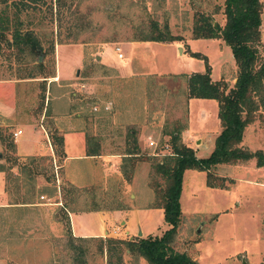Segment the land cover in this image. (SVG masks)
Segmentation results:
<instances>
[{
  "label": "rangeland",
  "instance_id": "rangeland-1",
  "mask_svg": "<svg viewBox=\"0 0 264 264\" xmlns=\"http://www.w3.org/2000/svg\"><path fill=\"white\" fill-rule=\"evenodd\" d=\"M27 1L23 6L20 0H0V12H7L13 26L18 18L23 32L39 38L44 68L38 66L40 57L20 55L12 49V36H8V47L4 43L0 51V80L20 81L34 76L37 79L32 81L38 82L31 86L0 85V99L5 103L12 100L21 113L7 124L10 126L0 117L2 134L15 143L16 122H27L28 117L40 120L48 96V82H41V78L55 79L60 62L79 81L90 75L87 81L93 85L92 93L82 91L80 95L81 113L86 121L94 123L88 134H100L103 126L105 136L98 137L101 142L106 139L110 152L128 153L136 145L141 156L136 172L134 165L123 158L118 167L122 176L116 172L109 184L97 180L93 187L76 188L52 158L18 157L20 144L15 143L13 150L2 145L0 264H150L129 253L125 245L105 241L160 239L170 229L164 210L155 208L161 203L160 189L165 188L166 179L154 169L161 158L152 156L158 145L161 155L170 152L165 147L170 141L166 133L180 128L183 143H191L198 158L207 159L215 150L222 131L218 102L192 99L189 104L185 76L206 73L209 67L213 80L224 78L229 87L233 86L237 65L230 46L219 39H193L202 16L213 17L216 26L225 25L224 0ZM218 7L223 9L218 12ZM159 32L182 38L184 45L189 40L185 54L179 55L172 43L141 42ZM117 48L123 59L118 57ZM258 51L264 56L263 44ZM106 52L107 61L116 66L113 70L102 69L96 61V56ZM122 68L132 77L120 75ZM260 122L264 126V121ZM131 129L137 131L138 142L129 136ZM25 130L22 140L28 134ZM251 133L246 134L245 142L253 150L261 148L264 152V132ZM62 162L57 157L58 165ZM224 165L211 171L212 181L222 186L217 191L207 187L206 172H185L180 199L182 223L173 247L199 264H244V260L247 264H264V166L259 167L256 159L232 167ZM123 178L130 184L129 190ZM85 193L95 195L94 203L85 202ZM25 202L28 204H20ZM130 205L151 209L141 217L137 214L132 228L118 223L120 234L113 237L74 238V223L81 232L91 234L98 231L101 218L74 212L69 222L68 211L83 212L93 206L130 210ZM138 230L141 237L125 235Z\"/></svg>",
  "mask_w": 264,
  "mask_h": 264
},
{
  "label": "trees",
  "instance_id": "trees-1",
  "mask_svg": "<svg viewBox=\"0 0 264 264\" xmlns=\"http://www.w3.org/2000/svg\"><path fill=\"white\" fill-rule=\"evenodd\" d=\"M9 1L1 0L2 3ZM20 1L23 6H25V2H28L27 0ZM29 1L37 3L39 0ZM222 9L218 7L217 11L220 12ZM5 14L7 12H0V51L3 49L4 43L8 47L10 42L8 36L11 34L13 40L11 48L15 49L20 55L29 54L40 57L38 66L43 69V47L39 38L32 32H23L21 24L18 23V18H15V26H13L10 16ZM263 14L264 4L261 0H224V16L226 19L224 26H216L212 20L213 17L207 15L202 16L201 20L197 22L193 39L223 40L232 49L238 68L237 81L231 87L225 80H213L209 67L206 73L185 76L189 101L191 99H205L218 102V116L222 131L216 139L215 150L207 159L198 158L195 150L183 143V131L180 128L166 133L165 135L169 137L170 141L165 147L169 148L170 152L161 155L158 152V145L154 149L152 156L161 158L155 164L154 169L166 179L165 188L160 189L161 203L155 208L164 210L165 220L170 229L160 239L139 238L133 241L108 239L105 241L106 243L109 245L112 243L125 245L129 253L137 254L141 258L147 259L150 264H199L188 253H179L173 247L182 223L180 199L185 172L187 170L206 172L208 187L222 189L221 185L212 181L213 175L211 171L213 169L223 164L231 165L239 162H249L253 159H256L259 167L264 166L263 151L252 152L242 147L246 129L260 119L258 116L263 115L262 118H264V114L261 113L264 112V56H261L258 51L263 40ZM12 26L13 30H11ZM183 41L182 38L171 36L169 33L164 34L163 32L141 40V42L157 43ZM49 77H42L41 82H48L47 78ZM32 79H37V77L29 76L23 80ZM45 99L46 96H44ZM137 135L138 133L135 129L130 130L129 136L133 137L136 142H138ZM91 138H88L90 145L92 143ZM51 139L56 156L59 158L64 157L63 138L55 132L51 134ZM0 141L8 149H15L14 141L5 137L1 131ZM88 152L97 153L98 151L92 147ZM89 156L94 155L90 154ZM140 156L136 145H134L133 150H129L126 153L125 161H129L134 165L135 172L139 161L137 158H140ZM129 181H131V178ZM74 238L78 240L88 239Z\"/></svg>",
  "mask_w": 264,
  "mask_h": 264
},
{
  "label": "crops",
  "instance_id": "crops-1",
  "mask_svg": "<svg viewBox=\"0 0 264 264\" xmlns=\"http://www.w3.org/2000/svg\"><path fill=\"white\" fill-rule=\"evenodd\" d=\"M261 2L264 4V1L261 0ZM262 33H263L262 44L264 45L263 25H262ZM183 42L172 43V46H175L177 51H179V55L181 56L185 54L186 52L185 45L188 46L189 40H187L185 45L183 44ZM135 43H140V42H135ZM146 43H157V42H146ZM180 48L182 49V51H180ZM107 57H108L107 52L104 54H100L96 56V61L101 66L102 69L113 70L114 68H116V66L110 64L107 61ZM83 59H85V57H83ZM67 70L68 69L63 68L62 64L58 62L55 79L49 80L47 83L48 96H47L46 108L43 110L40 120L36 119V121H34L33 119H30L27 116L28 117L27 122H21V120L16 122L18 128L14 131V133L20 130L22 131V134L15 141L16 145L18 144L21 145L20 147L18 146V149L16 150V155L22 158H34V157L52 158L54 162L57 164V168L64 172L65 178L70 182V184H72L76 188L93 187L96 184L94 183V181L97 180L99 181L101 180V182H104L105 185L109 184L110 180L112 179V176H115L114 174L116 172H119L118 174L122 176V172L120 170L118 171L119 169L118 167L122 159L126 157V153L122 154L119 152H110V149L106 148L107 146L106 139L104 138L103 142H101V139H99L98 137V136H102V137L105 136L103 135L105 134L103 126H101L100 128L101 135L99 133H92L91 135L88 134L89 131H91L92 126L94 127V123L86 121V119L82 115L83 113H81L80 107L82 106L81 103L83 102L82 101L83 99L80 98V95L82 94V91L86 92L85 94L92 93L93 85L87 81L90 75H85L84 78H81V81H79L78 79L74 78L72 71L68 72ZM123 70L124 68H122L119 71L120 75L124 74L122 76L125 78L132 77L131 75L129 76V74H125ZM237 73H238V68L235 74ZM76 76H78V73L75 75V77ZM220 80L227 81L224 78ZM220 80H215V81H220ZM236 81H237V75L234 77L233 86L236 83ZM34 82H38V81L0 80V85L14 83L18 86H21V84H23L24 86H31L33 85L32 83ZM52 85L54 90L53 88H51ZM62 88H67V89L62 90ZM69 91H71L72 93L71 96L69 95L70 94ZM50 96L52 98H50ZM84 98L87 99V97ZM191 101L192 99L189 101V104ZM108 107L111 108L110 105ZM18 113L21 114L18 110V105L14 104L12 100L9 101L8 103H5L4 100L0 99V117L3 118L6 125L13 122L16 115H18ZM261 113L264 114V112ZM23 115L25 114L23 113ZM46 118L49 121H45ZM260 121H264V118L259 119L253 125L249 126L244 134L242 146L248 147L249 150L252 152H256L261 148L260 149L257 148V150H253L252 146L249 147V145L245 142V136L247 133L249 134L251 132H252L251 134H255V135L258 132H264V126L263 124H261ZM96 122L100 123V125L101 124L104 125L103 121H96ZM106 124L109 123L106 122ZM25 129L28 130V134L26 139L22 140V137L25 135L26 132ZM55 132L59 136H61L64 140L65 156L62 157L63 162L61 165H58L57 163V156L51 139V134ZM190 133H192L191 129H190ZM93 136H96V140H92V143L90 145L88 143V137H93ZM200 143L201 141H199L197 148L200 147L199 145ZM1 147H2V143L0 142V148ZM92 147L94 150L96 149L98 152L89 153L88 150ZM189 147L193 148L191 143H189ZM195 150L197 151V149ZM90 154L94 156H89ZM252 164L254 165V163ZM224 166L232 167V165H224ZM220 167L223 166L221 165ZM3 176L4 175L2 174L1 178H4ZM124 184H125V189L127 188L129 190L130 184H128L126 181ZM208 188L216 191L218 190L217 188H210V187ZM94 197H95L94 194L89 195L88 193H85L82 198L85 200V202L94 203ZM2 203L3 202H0V204ZM131 206L132 209L130 210H128L129 208L128 209L118 208V209L110 210V209H104L101 207L93 206L92 210H88V211H83V212H76L74 210L68 211L69 219H70V215L74 212L78 214H83L82 216H89L87 215L88 213H93V214H97L96 215L97 218H101V222L99 224V229L97 232L91 234L83 233L77 228L76 224L74 223L75 230L73 231V228L71 227L72 233L76 238H105L106 235L108 237H113L114 235H118L120 234L119 233L120 228L118 223L122 222V225L132 228L137 223L136 217L138 218L139 216L141 217L143 212L151 209V208H143L142 206L130 205V207ZM137 214H139V216H137ZM82 218H87V217H82ZM137 221H138V226H140L141 220L137 219ZM138 232L139 230L137 231L136 234H131L130 232H126L125 235L126 237H130L132 239L133 237H138Z\"/></svg>",
  "mask_w": 264,
  "mask_h": 264
},
{
  "label": "built area",
  "instance_id": "built-area-1",
  "mask_svg": "<svg viewBox=\"0 0 264 264\" xmlns=\"http://www.w3.org/2000/svg\"><path fill=\"white\" fill-rule=\"evenodd\" d=\"M117 52H118V56H119V58L120 59H122L123 58V55L121 54V49L120 48H117ZM110 109V107H106V110H109ZM98 109L97 108H95V110L94 111H97ZM22 134V131L20 130V131H17V132H15L14 134H13V136H14V138H15V140L20 136ZM150 146L151 147H153V146H155V142H151L150 143Z\"/></svg>",
  "mask_w": 264,
  "mask_h": 264
},
{
  "label": "water",
  "instance_id": "water-1",
  "mask_svg": "<svg viewBox=\"0 0 264 264\" xmlns=\"http://www.w3.org/2000/svg\"><path fill=\"white\" fill-rule=\"evenodd\" d=\"M180 51H182V49L180 48ZM182 53V52H181ZM78 75H79V72H78ZM139 237L142 236V232L140 231L139 234H138ZM244 264H247L246 261L244 260Z\"/></svg>",
  "mask_w": 264,
  "mask_h": 264
}]
</instances>
